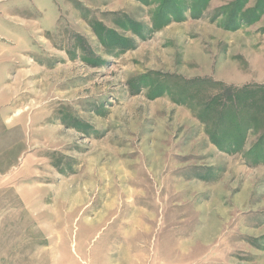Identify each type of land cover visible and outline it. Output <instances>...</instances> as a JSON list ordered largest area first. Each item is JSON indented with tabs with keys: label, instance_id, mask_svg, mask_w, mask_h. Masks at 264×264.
I'll list each match as a JSON object with an SVG mask.
<instances>
[{
	"label": "rangeland",
	"instance_id": "374dc122",
	"mask_svg": "<svg viewBox=\"0 0 264 264\" xmlns=\"http://www.w3.org/2000/svg\"><path fill=\"white\" fill-rule=\"evenodd\" d=\"M30 1L0 264H264V0Z\"/></svg>",
	"mask_w": 264,
	"mask_h": 264
},
{
	"label": "crops",
	"instance_id": "0c3cea01",
	"mask_svg": "<svg viewBox=\"0 0 264 264\" xmlns=\"http://www.w3.org/2000/svg\"><path fill=\"white\" fill-rule=\"evenodd\" d=\"M32 4V2L30 0H0V38L7 39L10 36H12V29H16L17 27L15 25L12 24V22L10 21H16L17 24L23 25V24H30V21H34L33 19H29L28 18H22L20 17V14H23V12L28 11V7H24L23 9H13L12 5H24V4ZM39 8V7H38ZM7 13L9 15H3L2 13ZM20 14H18V13ZM14 14V15H13ZM28 14V13H25ZM14 17V18H13ZM9 19V20H8ZM44 20H42L41 22H43ZM16 24V23H15ZM41 26V23L39 24ZM24 28V27H22ZM27 28V27H26ZM25 29V28H24ZM28 32V29H26ZM44 30V29H43ZM17 31V30H15ZM17 43V42H16ZM25 46H23L24 48H21L20 51L23 49H27L25 50V52L28 51V42H26L24 44ZM13 66V59H12V52L9 51L7 52V50H2L0 49V115H3L6 113V110L3 109V105H5V103L11 99L10 96H8V87H7V77L10 76L11 72L10 70L12 69ZM2 121V120H1ZM4 122V121H3ZM2 124V123H1ZM4 126V124H3ZM2 154V153H0ZM9 163L8 167L10 166ZM5 169H3L4 171L7 168V164L4 165Z\"/></svg>",
	"mask_w": 264,
	"mask_h": 264
}]
</instances>
